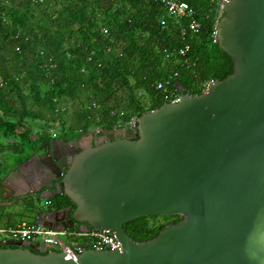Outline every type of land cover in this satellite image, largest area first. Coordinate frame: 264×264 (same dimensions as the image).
I'll return each mask as SVG.
<instances>
[{"label":"water","instance_id":"obj_1","mask_svg":"<svg viewBox=\"0 0 264 264\" xmlns=\"http://www.w3.org/2000/svg\"><path fill=\"white\" fill-rule=\"evenodd\" d=\"M217 21L232 74L143 114L130 130H97L73 148L54 139L38 160L51 187L57 182L41 198L64 194L76 210L32 204L36 223L112 230L122 250L66 255L7 240L0 264H264V0H229ZM150 216L181 220L135 241L124 225Z\"/></svg>","mask_w":264,"mask_h":264},{"label":"trees","instance_id":"obj_2","mask_svg":"<svg viewBox=\"0 0 264 264\" xmlns=\"http://www.w3.org/2000/svg\"><path fill=\"white\" fill-rule=\"evenodd\" d=\"M175 1L187 2L193 18L173 17L154 0H0V154L23 162L57 123L55 134L67 140L130 130L168 103L159 83L197 96L232 74L233 59L213 38L216 2ZM193 19L201 24L197 33L189 28ZM63 100L73 101L70 113ZM67 127L78 133H60ZM8 173L0 161V184ZM159 217L124 228L148 241L179 218Z\"/></svg>","mask_w":264,"mask_h":264},{"label":"built area","instance_id":"obj_3","mask_svg":"<svg viewBox=\"0 0 264 264\" xmlns=\"http://www.w3.org/2000/svg\"><path fill=\"white\" fill-rule=\"evenodd\" d=\"M164 6L168 13L176 18H193L195 15L194 10L185 1H175V0H154ZM218 6V10H223L224 4L229 0H214ZM163 24L165 22L163 21ZM218 21L215 23L213 38L218 42ZM190 30L197 33L201 24L199 21L193 19L189 25ZM189 50L186 47L181 50V54L185 55ZM210 84V83H209ZM209 84L206 86L204 93L207 91ZM166 83H159L158 89L162 90L163 95L168 103L178 102L180 100V94L174 92H168L165 88ZM135 121L131 123L134 125ZM130 125V126H131ZM53 133V131H51ZM55 135V133H53ZM51 202L48 201L47 204ZM0 236H5L0 242H6L7 240H13L17 242H29L37 244L39 249V244L46 245L49 250L64 252L66 255H79L87 249L94 250H122L119 243L117 235L112 230H101L90 232H84L79 226L67 227L60 230L54 229L52 227L37 224V223H27L23 222L18 225H0ZM66 237L69 242L66 243L61 238Z\"/></svg>","mask_w":264,"mask_h":264},{"label":"flooded vegetation","instance_id":"obj_4","mask_svg":"<svg viewBox=\"0 0 264 264\" xmlns=\"http://www.w3.org/2000/svg\"><path fill=\"white\" fill-rule=\"evenodd\" d=\"M95 132H90L82 138L88 137L89 139L95 140L97 138ZM82 138L67 140L64 137L55 134L44 142L33 146L28 157L10 171V173L13 170H18V172H14L12 177L7 181H5L6 177L0 184V214L7 219L20 215L36 220L34 215L32 216L33 213H30L29 209H33L35 205L41 204L42 201H46V209L43 210L44 212L59 210H71V212H74L76 210V205L64 194L51 199L41 198L42 195L56 192L57 189L55 184L57 182H54V185L51 187L50 177L46 172L43 173L41 171L38 160L40 158H45V155L49 150V144L52 140H62L69 144L70 148H73ZM58 151H60L63 156V152L60 148H58ZM68 157L69 156L67 155L65 158L68 159ZM44 160L47 161V159ZM26 162L29 163L25 164ZM49 188L50 191H48ZM61 190L63 191V186L61 187ZM48 201L51 203L47 204ZM32 204H34V206H32ZM178 217V220L173 219L169 224L178 223L181 220V217Z\"/></svg>","mask_w":264,"mask_h":264},{"label":"rangeland","instance_id":"obj_5","mask_svg":"<svg viewBox=\"0 0 264 264\" xmlns=\"http://www.w3.org/2000/svg\"><path fill=\"white\" fill-rule=\"evenodd\" d=\"M62 105L61 106H65L69 109V113L71 112V107L73 106V101L72 100H63L61 102ZM68 124H69V121H68ZM58 123L54 125V128H53V133H58L57 129H58ZM65 133V134H68V135H72L74 133H78V131H76L75 129L73 128H70V127H67L65 128V130L63 131L62 129L60 130V133ZM59 133V134H60ZM4 144V141L3 140H0V145ZM20 156L17 157V155L15 153H12V152H3L0 154V161L2 162L3 164V167L6 171H11L15 166H18L22 161H20L18 158ZM9 174V173H8ZM7 174V175H8ZM46 201H42V203L40 204V208L41 209H45L46 208V204H45ZM159 221H163L164 220V217L163 216H160L158 218ZM29 222V223H33V222H36L35 219H30V218H27L25 216H20V215H16V216H13L11 217L10 219H5L3 218V216L0 214V225L1 226H6V225H16L20 222ZM3 238H7L5 236H0V240H2ZM9 239V238H7ZM63 241H65L66 243L69 242V240L66 238V237H62L61 238Z\"/></svg>","mask_w":264,"mask_h":264},{"label":"crops","instance_id":"obj_6","mask_svg":"<svg viewBox=\"0 0 264 264\" xmlns=\"http://www.w3.org/2000/svg\"><path fill=\"white\" fill-rule=\"evenodd\" d=\"M125 129H127V128H125ZM129 130V129H128ZM26 217V216H25ZM3 218H5V217H3ZM27 218H29V217H27ZM5 219H7V218H5ZM23 222H25V221H23ZM23 222H20V223H23ZM20 223H18V224H20ZM27 223H29V222H27ZM33 223H36V222H33ZM18 224H16V225H18ZM45 247L43 246V244H39V249L40 250H43Z\"/></svg>","mask_w":264,"mask_h":264}]
</instances>
